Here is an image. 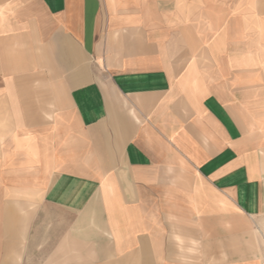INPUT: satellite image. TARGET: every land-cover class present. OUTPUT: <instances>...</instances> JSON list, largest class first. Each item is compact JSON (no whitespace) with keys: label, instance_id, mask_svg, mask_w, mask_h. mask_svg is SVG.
Listing matches in <instances>:
<instances>
[{"label":"crops","instance_id":"obj_1","mask_svg":"<svg viewBox=\"0 0 264 264\" xmlns=\"http://www.w3.org/2000/svg\"><path fill=\"white\" fill-rule=\"evenodd\" d=\"M41 245L264 264V0H0V264Z\"/></svg>","mask_w":264,"mask_h":264},{"label":"rangeland","instance_id":"obj_2","mask_svg":"<svg viewBox=\"0 0 264 264\" xmlns=\"http://www.w3.org/2000/svg\"><path fill=\"white\" fill-rule=\"evenodd\" d=\"M45 247H43V245H41L37 251V254H36V261H35V264H49V260H44V253H43V249ZM56 256V255H55ZM51 264H59V261H52Z\"/></svg>","mask_w":264,"mask_h":264}]
</instances>
